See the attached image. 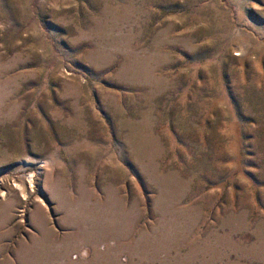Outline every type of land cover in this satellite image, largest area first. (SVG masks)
I'll return each mask as SVG.
<instances>
[{"label":"rangeland","instance_id":"rangeland-1","mask_svg":"<svg viewBox=\"0 0 264 264\" xmlns=\"http://www.w3.org/2000/svg\"><path fill=\"white\" fill-rule=\"evenodd\" d=\"M0 264H264V0H0Z\"/></svg>","mask_w":264,"mask_h":264}]
</instances>
